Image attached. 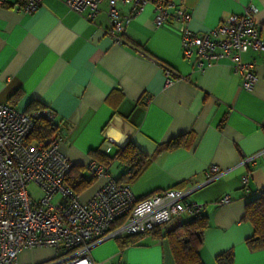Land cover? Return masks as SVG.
<instances>
[{"label": "crops", "instance_id": "obj_1", "mask_svg": "<svg viewBox=\"0 0 264 264\" xmlns=\"http://www.w3.org/2000/svg\"><path fill=\"white\" fill-rule=\"evenodd\" d=\"M172 1L192 14L188 26L199 33L252 6L264 45V0ZM119 10L125 16L130 6L119 3ZM86 13L69 10L65 0H43L30 13L19 0L0 6V102L25 113L51 109L60 149L76 166L102 152L107 141L114 144L111 154L116 144H135L152 156L130 184L137 197L179 188L204 205V264H218L217 256L230 249L234 264H264V248L250 249L253 227L242 220L246 202L264 190V49L243 54L257 77L246 90L228 60L199 70L185 59L178 22L156 25L152 4L126 22L122 44L107 33L106 2L93 20ZM166 68L173 70L172 84ZM180 135L185 145L156 153ZM210 165L223 173L208 181ZM125 170L118 161L109 166L116 178ZM246 173L248 191L241 181ZM102 182L95 179L81 198ZM227 195L230 202L222 203ZM91 256L97 264H176L167 238L150 234L126 247L116 237L105 239Z\"/></svg>", "mask_w": 264, "mask_h": 264}, {"label": "built area", "instance_id": "obj_2", "mask_svg": "<svg viewBox=\"0 0 264 264\" xmlns=\"http://www.w3.org/2000/svg\"><path fill=\"white\" fill-rule=\"evenodd\" d=\"M7 1L0 0V6ZM19 1L21 10L27 13L43 3V0ZM105 2L109 18L107 33L116 44L125 42L126 22L152 4L156 25L171 20L178 22L182 56L197 69L228 60L242 78V88H253L257 79L255 65L244 61L243 54L251 49H264V45L255 18L256 9L252 6L199 33L188 26L192 14L172 0H65L69 10L87 11L89 20L98 15ZM119 3L130 6L129 14L121 15ZM172 73L171 68L165 69L167 84L175 81ZM41 116L55 120L49 108L25 113L0 102V264H18L21 252L39 247H51L56 255L38 264H97L91 256V249L97 243L125 234H145L204 209L203 204L189 198V191L179 188L137 197L130 184L119 182L111 174L110 160L103 163L95 158L80 168L79 175L87 174L103 182L88 199H82L66 183L75 164L60 149L61 131L56 129L39 142L29 141L36 119ZM113 145V141L105 142L103 152L111 153ZM123 146L116 144L117 149ZM222 173L217 165L205 170L208 181ZM249 179L250 173L241 178L245 191L249 190ZM30 183L42 188L41 199L32 198L27 189ZM230 200L227 195L221 202ZM121 218L122 224L113 229Z\"/></svg>", "mask_w": 264, "mask_h": 264}, {"label": "trees", "instance_id": "obj_3", "mask_svg": "<svg viewBox=\"0 0 264 264\" xmlns=\"http://www.w3.org/2000/svg\"><path fill=\"white\" fill-rule=\"evenodd\" d=\"M42 109L34 108V110ZM57 125L54 121H49L44 117H38L35 127L29 136V141L39 142L49 137ZM185 135L172 138L165 143L159 144L156 153L164 150H171L185 145ZM188 145V144H187ZM95 159L106 163L110 160L112 163L118 161L125 167L122 175L116 178L119 182L131 184L138 179L149 166L152 156L144 153L135 144L128 142L123 147L116 149L114 154H105L103 151L95 152ZM82 166L73 167L71 173L66 179L77 193H83L94 183L95 179L87 174L79 175ZM123 218L112 226L113 229L119 227ZM243 221L248 222L253 227V234L246 239L250 249L257 250L264 248V190L253 199L245 204ZM174 223V224H173ZM171 227L164 225L155 228L145 234H125L116 237L121 247L136 244L144 235L150 234L156 237L167 238L176 264H204L200 249L204 243L205 231L209 228V217L203 212V209L192 215L182 216L179 220L174 221ZM164 230H163V229ZM218 264H234L235 253L232 249L219 254L216 258Z\"/></svg>", "mask_w": 264, "mask_h": 264}, {"label": "rangeland", "instance_id": "obj_4", "mask_svg": "<svg viewBox=\"0 0 264 264\" xmlns=\"http://www.w3.org/2000/svg\"><path fill=\"white\" fill-rule=\"evenodd\" d=\"M117 166V164H116ZM115 166V167H116ZM113 168V167H112ZM114 173V169H112ZM28 192L33 199L39 200L43 197L42 188L36 183H30L27 186ZM58 198V196H57ZM56 255L55 249L51 247H39L35 249H27L21 252L18 256V264H38L52 260Z\"/></svg>", "mask_w": 264, "mask_h": 264}]
</instances>
